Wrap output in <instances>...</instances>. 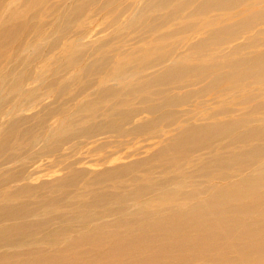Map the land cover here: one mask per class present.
Instances as JSON below:
<instances>
[{"label":"rangeland","instance_id":"obj_1","mask_svg":"<svg viewBox=\"0 0 264 264\" xmlns=\"http://www.w3.org/2000/svg\"><path fill=\"white\" fill-rule=\"evenodd\" d=\"M87 1L29 9L0 0V27L25 23L6 57L43 46L35 60L32 49L18 52L0 73V126L29 117L0 152V264H264V0H231L202 15L194 12L205 0H177L126 31L104 23L107 0H99L60 36L74 3ZM228 24L235 34L216 33ZM187 43L203 47L198 59L168 64ZM145 45L156 46V71L116 80ZM13 222L28 223V233L3 234Z\"/></svg>","mask_w":264,"mask_h":264},{"label":"bare ground","instance_id":"obj_2","mask_svg":"<svg viewBox=\"0 0 264 264\" xmlns=\"http://www.w3.org/2000/svg\"><path fill=\"white\" fill-rule=\"evenodd\" d=\"M121 1L122 2L124 1V3H126V6L123 8V10L121 12H118V13H115L114 15H111L113 13V10L116 9V7H118V6H116V4L117 5H118V3H119V5L123 4ZM130 1L131 0H107V1H104L102 4V7L99 9V11L105 12L104 17H103L104 23L107 21L108 18H110L113 23L119 21L120 29L122 28L123 30L126 31L127 29L130 28L131 25L129 26V24L133 21L132 19H139L141 21L140 22L141 24L146 23L148 13H150L151 11H154V10H158V9H165L177 0H132L133 2H130ZM38 2H40V0L39 1L38 0H22V7L34 9L36 7V5L38 4ZM95 2L97 3V2H99V0H97V1L96 0H88L86 3H83V4H75L74 3V5L72 6V12H71L70 16L65 17L63 19L59 35L63 36L65 34H67L70 31V29L72 28L73 24L76 21H78L87 12L88 8L91 5H93ZM182 2L184 3V2H186V0H184ZM233 3L234 2L231 0H226V1L225 0H212V1L211 0H205L200 4V6L197 8V10L194 12V14L195 15H198V14L202 15L211 6L220 8L222 5H225V4L230 5ZM110 8H111V10H109ZM176 12L177 11L175 10L174 12H172V14H175ZM32 17H34V16H32ZM159 18H160L159 16H156L150 20L152 22V24H151L152 28H150L149 33H152L154 31L158 30L157 26H155L154 23H156ZM217 19L219 21H222V20H226L228 18H224L223 16H218ZM200 22L202 24L201 26H205V24H206L205 20L200 19ZM24 28H25L24 22H19L17 24H13V25H4V26L0 27V73H1V70L4 69L12 61L13 57L14 58L16 57V54L18 52H24V51H28L29 49H32V52L30 51L29 55H28L30 58L32 57V60L37 59L42 54L43 46H40V45L34 44V43H30L29 45L25 46L26 48H22L19 46L18 49H16V52L12 56L6 57L7 54H6L5 50L9 47H12L16 43V41L21 37ZM219 30H221V31H219ZM235 30H236L235 27L228 24L224 28L218 29L216 31V33L219 31V32H223V33H229L230 35H232V34H235ZM179 33H181V32L177 31L174 33V35L179 34ZM115 38H117V35L115 37H111V39H109L108 41H106L104 43H100L101 45H99V46H94L91 51H88L86 53L79 52V54L71 60L72 66H74L75 68L80 67L81 65H83L86 62V59L90 58V56H92L94 53H96L97 50H100V48L107 46ZM190 38H191V36H190ZM85 40L86 39L82 38V39L78 40L76 43H80V42L85 41ZM76 43H73L74 46L76 45ZM199 44L200 43L197 42V45H199ZM55 47H56V43L54 42L48 47V49H47L48 52L55 49ZM147 47H146V45L143 47V52L137 58L130 59V60L124 62L123 70L120 72L119 75H117L115 77L116 80L122 81L123 82L122 84H126V83H129L130 81H133V80L145 75V72L151 73V72L156 71L157 65L154 63L158 59L154 58V55H152V53H151V52L155 51L156 46L155 47H149V48H147ZM194 47H195V45L188 44V43L182 44L181 46H178L175 49L174 53L181 52V53H183L184 56L178 57V58H176V56L175 57L172 56L170 59L167 60V63L170 65H180L181 63L188 61L189 58L197 60L198 57H195V55H197L199 53V51H202L203 47L200 48V50H198V51H195L196 49ZM74 55L75 54H73V55L71 54V56H74ZM191 61H193V60H191ZM177 63H180V64H177ZM3 64H4V66H3ZM18 68L19 67L13 68V70L11 72H14ZM171 72H173L172 68L167 70L168 74H170ZM31 75H32V71H28L27 73H25L24 76H25V78L27 77V79H28V78H30ZM175 76H178V74L176 73V75H173L171 77H173V79H175ZM21 79H22V77L17 78L16 80H14L12 82L11 88L9 89V93H14V92L17 93L20 90L19 88H21V86H22V80ZM5 80H6V78L4 79L0 75L1 86L3 85ZM81 81H83V80H81ZM161 82H162V80L159 81L158 79H156L153 82V84L156 85V84H159ZM33 83H35V81ZM114 83H116V82L114 81ZM107 84H109V83H107ZM52 86H53V83L48 85V87H52ZM66 86L61 87L58 90V95H57L58 98L66 91V89H67ZM109 96L110 95L107 92H105L104 95L101 94V97H103V99L107 98ZM3 99L4 98H2V100ZM7 100L9 101L10 98ZM7 100L5 99L3 101H7ZM33 108H34V106L31 107V109H33ZM14 111H15V108H9L7 110V112L2 115V119L9 117L10 114ZM26 112L27 111L24 110L23 113H26ZM91 112H92V110H89V115L87 117L91 116L90 115ZM50 114H52V113L49 112L47 114V116H50ZM28 119H29V117H25L22 119H15V120H12L10 122H7L6 124H2L0 126V152L5 150V148L9 145L11 139H13V138H11L13 136V133L16 132V130L23 124V122H25ZM82 119H83V117L79 120H82ZM73 123L74 122H72V124ZM57 129H58L59 133H65L67 131V129H65V128L61 129V127L57 128ZM52 133H54V132H52ZM74 137H75V135H72L71 139H67V140H72V138L74 139ZM64 139L61 138L59 140H64ZM46 140H47V138H46ZM58 143L60 146L61 142L58 141ZM59 146L56 148V150L59 149ZM7 218H9L15 222L16 221L18 222V220L21 219V216L19 215V219H18V215H13V217L10 215H7ZM15 222H13L12 224L5 225V227L3 228V234L9 233V234L13 235L15 230H18V232L19 231L22 232V234L28 233V231H26V227H28V223L21 222V224H20V223H15ZM12 237L14 238L15 236H11V238ZM10 241H12V240H10Z\"/></svg>","mask_w":264,"mask_h":264}]
</instances>
